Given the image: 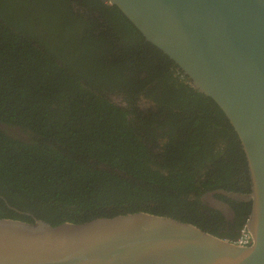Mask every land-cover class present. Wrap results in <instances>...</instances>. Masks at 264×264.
I'll use <instances>...</instances> for the list:
<instances>
[{
    "label": "trees",
    "instance_id": "16d2710c",
    "mask_svg": "<svg viewBox=\"0 0 264 264\" xmlns=\"http://www.w3.org/2000/svg\"><path fill=\"white\" fill-rule=\"evenodd\" d=\"M74 1L0 0V122L27 136L0 128V217L145 211L232 240L200 198L251 190L228 119L116 6ZM213 195L242 228L251 201Z\"/></svg>",
    "mask_w": 264,
    "mask_h": 264
},
{
    "label": "water",
    "instance_id": "95a60500",
    "mask_svg": "<svg viewBox=\"0 0 264 264\" xmlns=\"http://www.w3.org/2000/svg\"><path fill=\"white\" fill-rule=\"evenodd\" d=\"M107 2L233 127L251 181L252 243L145 211L58 225L0 217V264H264V0Z\"/></svg>",
    "mask_w": 264,
    "mask_h": 264
},
{
    "label": "flooded vegetation",
    "instance_id": "af4514ba",
    "mask_svg": "<svg viewBox=\"0 0 264 264\" xmlns=\"http://www.w3.org/2000/svg\"><path fill=\"white\" fill-rule=\"evenodd\" d=\"M80 2V0H79ZM78 2V0L74 1L73 2V8L75 10V12L78 14V13H82V14H85V18L84 19H87V14H88V9L86 7L83 6V2H82V5ZM79 6H81L82 10L79 9ZM77 10H80V11H77ZM86 12V13H84ZM5 125V124H4ZM6 127H4L3 129L6 130V132L10 135H12L13 137H16V138H20V139H25L27 138V136L20 130V128L18 127H10V126H7L5 125ZM214 193H221L225 196H227V198H231V199H237V200H247L245 198V195L246 194H240V193H236V192H223V191H214V192H209V193H206L204 195H202L200 198L202 199V201L207 204L209 207L211 208H214L215 210H218L221 212L222 215H224V217L226 218L227 221H229L226 226V228L223 230L224 233H230V234H235V237L232 238V240L236 239L239 234H240V230L241 228L238 230L236 228L237 226V222L236 221H233V218H234V212H233V209L230 207V205L228 203H226L225 201H219L217 200L215 197H214ZM206 197H212L216 203L218 205H212V204H208L205 202V198ZM2 199H4L3 197H1ZM5 200V199H4ZM5 205L10 208V209H14V207H12L11 205L8 204V202L5 200L4 201ZM246 224V223H245ZM243 227V226H242ZM226 239V238H224ZM229 240V239H227Z\"/></svg>",
    "mask_w": 264,
    "mask_h": 264
},
{
    "label": "built area",
    "instance_id": "2783aa9c",
    "mask_svg": "<svg viewBox=\"0 0 264 264\" xmlns=\"http://www.w3.org/2000/svg\"><path fill=\"white\" fill-rule=\"evenodd\" d=\"M252 235L247 227V224H244L240 230L239 236L234 240H228L238 246H249L252 243Z\"/></svg>",
    "mask_w": 264,
    "mask_h": 264
},
{
    "label": "rangeland",
    "instance_id": "374dc122",
    "mask_svg": "<svg viewBox=\"0 0 264 264\" xmlns=\"http://www.w3.org/2000/svg\"><path fill=\"white\" fill-rule=\"evenodd\" d=\"M205 202L212 205H218L212 197H206Z\"/></svg>",
    "mask_w": 264,
    "mask_h": 264
}]
</instances>
